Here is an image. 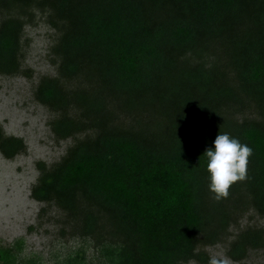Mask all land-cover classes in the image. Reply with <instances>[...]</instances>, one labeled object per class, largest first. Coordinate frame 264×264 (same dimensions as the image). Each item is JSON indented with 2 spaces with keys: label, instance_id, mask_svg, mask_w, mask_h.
I'll return each instance as SVG.
<instances>
[{
  "label": "trees",
  "instance_id": "trees-1",
  "mask_svg": "<svg viewBox=\"0 0 264 264\" xmlns=\"http://www.w3.org/2000/svg\"><path fill=\"white\" fill-rule=\"evenodd\" d=\"M33 8L57 60L33 97L56 115L52 134L73 142L36 163L31 199L100 243L104 264L201 262L197 248L219 240L239 204L264 220V0H0L1 75L19 71L20 15ZM249 108L256 118L236 121ZM224 133L252 155L247 179L216 200L203 154ZM24 149L0 128L3 158ZM253 249L262 228L238 232L226 255L248 264ZM13 258L0 248L1 264ZM68 264L90 263L79 251Z\"/></svg>",
  "mask_w": 264,
  "mask_h": 264
},
{
  "label": "rangeland",
  "instance_id": "rangeland-1",
  "mask_svg": "<svg viewBox=\"0 0 264 264\" xmlns=\"http://www.w3.org/2000/svg\"><path fill=\"white\" fill-rule=\"evenodd\" d=\"M28 12L20 15L25 22L19 71L12 75L0 74V128L4 136L19 138L25 148L11 159L0 155V248L13 249L11 264H68L79 251L85 263L104 264L99 253L100 243L78 235L72 229L75 221L65 219L56 208L38 203L29 195L38 176L36 163L41 162L45 167L56 163L73 139H59L52 134L50 122L56 115L33 97L39 79L56 74L57 60L51 56L55 33L46 24L45 11L33 8ZM7 15L5 11L0 12V18ZM233 117L239 121L242 117L255 119L256 115L249 108ZM117 122L130 124L124 116H119ZM210 197L215 198L212 192ZM239 205L231 211L219 240L197 248L205 256L196 264H209L213 255H226L229 243L238 232L247 228L264 229V220L247 201ZM244 262L264 264V249L248 250Z\"/></svg>",
  "mask_w": 264,
  "mask_h": 264
},
{
  "label": "clouds",
  "instance_id": "clouds-1",
  "mask_svg": "<svg viewBox=\"0 0 264 264\" xmlns=\"http://www.w3.org/2000/svg\"><path fill=\"white\" fill-rule=\"evenodd\" d=\"M203 155L207 160V171L210 174L209 190L216 200L226 199L234 183L247 179V165L252 149L229 134H218L214 140V150L209 148ZM189 264L196 262L189 261ZM209 264L234 262L226 255H213Z\"/></svg>",
  "mask_w": 264,
  "mask_h": 264
}]
</instances>
